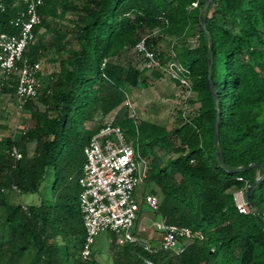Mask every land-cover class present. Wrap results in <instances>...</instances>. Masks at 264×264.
Segmentation results:
<instances>
[{"label": "trees", "instance_id": "16d2710c", "mask_svg": "<svg viewBox=\"0 0 264 264\" xmlns=\"http://www.w3.org/2000/svg\"><path fill=\"white\" fill-rule=\"evenodd\" d=\"M0 1V32L15 33L10 20L24 2ZM204 2L43 0L36 39L25 56L32 64L50 54L57 69L23 103L29 113L26 129L17 139L9 135L0 142V264H139L141 255L149 256L130 243L114 248L107 262L97 260L92 250L81 256L77 181L83 148L105 117L126 105L129 88L149 85L142 71L115 60L144 37L162 64L175 60L184 69L198 106L172 129L126 114L110 122L123 129L141 157H150L145 179L160 191L157 214L191 234L179 254L150 256L163 264H264V0H212L200 16ZM190 35L196 45L165 42H184ZM210 57L217 106L207 77ZM161 74L152 71V77ZM15 88V74L1 77L0 93H15ZM87 122L98 126L87 128ZM157 149L168 155L163 162ZM248 164L253 166L230 171ZM49 169V193L38 204L17 201L21 193H36ZM254 182L249 211L242 213L233 193Z\"/></svg>", "mask_w": 264, "mask_h": 264}, {"label": "built area", "instance_id": "2783aa9c", "mask_svg": "<svg viewBox=\"0 0 264 264\" xmlns=\"http://www.w3.org/2000/svg\"><path fill=\"white\" fill-rule=\"evenodd\" d=\"M23 2L24 9L10 20L16 32H0V74H15V94L20 104L34 98L40 87L36 77L40 62L30 64L25 52L36 39L34 29L41 23L38 8L43 0ZM3 10L4 5L0 1V12ZM145 39L146 37L134 44V51L149 66L166 73L173 82L189 89V80L180 64L175 60L162 64L158 53L147 46ZM83 152L85 160L77 178L80 186L78 201L84 227L81 256L88 257L94 236L104 230L115 233L118 244L141 246L149 256L141 255L139 264H163L150 256L162 251L179 254L183 247L178 251L174 250L178 242L191 237L189 229L185 226L166 223L160 216L154 223L160 237L156 243H148L131 231L140 208L139 201L142 200L157 211L158 199L153 194L142 196L137 193V188L144 183L147 163L127 139L123 129L105 123L91 136ZM12 154L16 159L21 157L15 147L12 148ZM237 179L242 180L241 177ZM243 191L244 189L235 191L233 197L236 208L242 213H247L249 206L243 198Z\"/></svg>", "mask_w": 264, "mask_h": 264}, {"label": "rangeland", "instance_id": "374dc122", "mask_svg": "<svg viewBox=\"0 0 264 264\" xmlns=\"http://www.w3.org/2000/svg\"><path fill=\"white\" fill-rule=\"evenodd\" d=\"M70 14L67 15L69 17ZM65 22V20H62ZM44 29L40 30L42 33ZM153 32L152 35H156ZM51 33H47L43 39L48 41ZM165 39V38H164ZM165 42L168 44H185L188 46L196 45L197 39L194 35H190L183 42L182 39H169L166 38ZM53 51L51 57H53ZM50 54L44 55L40 60V68L36 72V77L41 85L45 77L57 69V63L50 61ZM117 62L122 64L126 69L135 68L142 71L144 76H147L149 85L144 86L138 84L135 87L128 89L127 99L125 106H120L113 110L105 117V122L110 123L115 117L121 119L123 115L134 118L136 120H149L153 123L161 125L167 129H172L182 122H186L190 116L197 112V104H195V93L185 86H181L173 82L166 73L161 72L159 78L152 77L154 67L149 66L140 55H138L133 48H128L122 51L117 58ZM264 61V59H263ZM2 75L0 74V79ZM29 125V113L23 109V104L15 93H0V142L4 137L11 135L13 139H17L20 133ZM97 122H87V128L97 127ZM33 144H29L28 153L31 154ZM155 155L159 157L160 162H163L168 155H164L162 151L156 150ZM145 163H149L150 157L143 158ZM53 178V173L49 169L42 180L39 190L36 193H21L17 196V201L23 204H38L39 197L46 196L50 191V186ZM257 178L259 174L257 173ZM237 191V190H235ZM234 191V192H235ZM154 192V193H151ZM137 193L142 196L146 194H153L157 197L160 191L156 184L153 182H146L137 188ZM158 199V197H157ZM139 210L137 218L131 228V231L137 236L146 238V234L158 235V230L155 228L154 223L159 220L160 216L150 208L148 205L139 201ZM117 235L111 231L104 230L98 232L94 236L91 250L94 252L97 260L107 262L111 258L112 250L118 247ZM148 242V239H145ZM190 242V239H182L175 247L178 251L183 247V243Z\"/></svg>", "mask_w": 264, "mask_h": 264}, {"label": "water", "instance_id": "95a60500", "mask_svg": "<svg viewBox=\"0 0 264 264\" xmlns=\"http://www.w3.org/2000/svg\"><path fill=\"white\" fill-rule=\"evenodd\" d=\"M212 2V0H205L203 6L200 8L199 10V15L201 16L208 8V6L210 5V3ZM201 25L203 28H205V22L202 21L201 22ZM211 69H212V60H211V57L209 58V61H208V68H207V73H208V81H209V84H210V89L214 95V98H215V104L216 106L218 105V97H217V94H216V90L212 84V80H211ZM219 120H220V111L219 109L217 108L216 110V117H215V130H214V134H215V137L218 136V133H219ZM218 158L221 162V167H225L224 164H223V160H222V155H221V151L218 150ZM251 166H253V164H248L246 167L244 168H241V167H237V168H234V169H230L231 172H239V171H244L248 168H250ZM256 182L252 183V184H249L245 187L244 191H243V198L245 199V201L249 204L250 203V198H249V193H250V190L251 188L254 186Z\"/></svg>", "mask_w": 264, "mask_h": 264}, {"label": "crops", "instance_id": "0c3cea01", "mask_svg": "<svg viewBox=\"0 0 264 264\" xmlns=\"http://www.w3.org/2000/svg\"><path fill=\"white\" fill-rule=\"evenodd\" d=\"M146 236L147 237L143 238V240L147 242V240L145 239H148V243H156L160 239L159 234L158 235L146 234Z\"/></svg>", "mask_w": 264, "mask_h": 264}]
</instances>
